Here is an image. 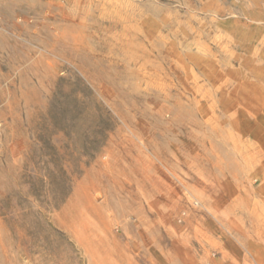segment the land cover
<instances>
[{
  "label": "rangeland",
  "instance_id": "1",
  "mask_svg": "<svg viewBox=\"0 0 264 264\" xmlns=\"http://www.w3.org/2000/svg\"><path fill=\"white\" fill-rule=\"evenodd\" d=\"M261 13L0 0V264H237L217 181L264 174L235 94Z\"/></svg>",
  "mask_w": 264,
  "mask_h": 264
},
{
  "label": "crops",
  "instance_id": "2",
  "mask_svg": "<svg viewBox=\"0 0 264 264\" xmlns=\"http://www.w3.org/2000/svg\"><path fill=\"white\" fill-rule=\"evenodd\" d=\"M255 22L260 24L255 26L259 29L258 36L250 38L249 55L253 65L251 68L244 66L245 77L242 83L236 85L235 94L251 103L250 108L255 115L246 121L244 131L257 134L254 140L259 143L258 147L264 155V14L261 13ZM261 162L264 165V158ZM245 176L232 174L226 176V179L218 177L217 181L219 195L235 198L236 210L244 215L243 219L237 217V221L242 223L241 226L237 225L238 237L232 239L235 253L231 255V260L237 264L264 260L260 253L264 247V174L260 175L255 185H242L246 181ZM241 205L242 208H239Z\"/></svg>",
  "mask_w": 264,
  "mask_h": 264
}]
</instances>
